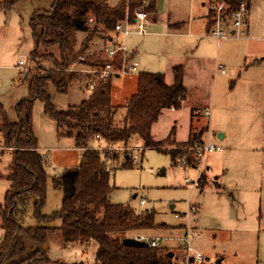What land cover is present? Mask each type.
Returning <instances> with one entry per match:
<instances>
[{"label": "rangeland", "instance_id": "1", "mask_svg": "<svg viewBox=\"0 0 264 264\" xmlns=\"http://www.w3.org/2000/svg\"><path fill=\"white\" fill-rule=\"evenodd\" d=\"M107 1L111 5L119 2ZM208 1L157 0V22L147 24L143 35L133 33L135 26L130 27L132 34L128 36L118 34L115 38L113 33L108 34L117 44L123 45L128 53L136 51L134 61L138 63L140 72L163 73L170 78V65L183 63V83L188 91V98L177 114L166 111L162 113L152 127L151 135L154 140L165 139L175 119L176 140H183L187 136L190 108L203 105L211 93V80L206 78L201 67L204 59L216 60L228 69V74L221 78L224 86L222 92L226 89L228 94L233 95L230 79H235L245 69L244 50L250 46L249 51L254 53L263 48L264 55V0L245 2L247 8L250 6L246 40L230 35L219 40L206 33L204 16L208 13L212 21L214 13L210 12L209 6L220 0ZM51 4L52 0H0V104L10 122L17 121L15 104L27 97V81L36 74V70H55L50 59L38 56L52 53L53 58L59 59L56 47L47 50V53L39 47L35 51L36 58L32 56L35 45L30 18L35 12L48 10ZM176 28L179 29L175 30ZM81 35L83 34H77L78 42L83 40ZM95 36L89 43V51L70 67L69 71L79 74L80 80L73 82L66 93L57 92L54 85L49 84L47 92L55 110L78 106L90 94L86 86L96 67L87 55L96 53V57L99 53L102 57L101 49L103 45H108L106 35L101 38ZM19 62H22L21 66ZM134 78L135 72L126 79L124 86H121L122 79L113 82L111 100L114 105H123L125 98L135 91ZM239 85L234 89L235 93L241 91L243 84L239 82ZM222 92L219 93L221 96ZM248 108L247 105L234 109L237 112H233L226 120L218 116L219 125L208 124V118L204 114L203 117L201 112L194 111L190 117L189 137L198 139L201 128L207 126L204 137L210 138L204 146L222 149L220 153L195 156L200 159L196 164L197 169L186 166L185 156L172 164L167 153L144 148L141 139L136 136L130 139L126 147L118 146L120 163L123 161V149L130 156L137 155L138 161L131 168L115 170V188L108 200L111 204L129 206L136 211L153 210L155 223L165 226L140 234L176 239L162 246L172 253L175 264H188L182 244L177 241L183 234V228L188 229L192 235V247L203 255L201 264H217L218 260H221L219 264H264V144L262 147L259 139L257 141L259 132L253 124L257 115L253 114L254 111L249 112ZM213 118L214 116L211 119ZM32 125L38 141V151L46 160L48 179L42 214L48 215L59 210L62 201V192L52 184L54 177L73 170L80 162L82 151L74 147L73 139L62 136L63 131H57L55 122L44 114V103L40 100H36L33 105ZM218 134H224L225 137L218 140ZM96 144L95 141L93 145ZM163 147L172 148L167 144ZM10 161L9 152L2 148L0 133L1 175L6 174ZM239 161L241 168L237 171ZM230 163H235V172L232 169L226 171ZM204 166L212 168V175L218 177L211 178V175L207 177L202 173V186L199 188L195 184L199 170L204 169ZM225 184L228 189L223 190ZM8 187V182L0 178V206L4 205ZM141 200L145 202L144 205H140ZM28 213L22 224L36 226L30 216V207ZM3 234L0 217V242ZM38 239V243L25 240L27 249H33L31 246L36 245L51 261L58 260L66 264H92L94 261L93 244L88 247L63 244L58 232L42 231Z\"/></svg>", "mask_w": 264, "mask_h": 264}, {"label": "trees", "instance_id": "2", "mask_svg": "<svg viewBox=\"0 0 264 264\" xmlns=\"http://www.w3.org/2000/svg\"><path fill=\"white\" fill-rule=\"evenodd\" d=\"M227 1L231 7L249 3V0ZM154 7L155 0H120L115 6L109 5L107 0H52L48 10L31 16L35 45L32 56L36 58L35 51L39 47L46 53L56 47L59 59L53 58L52 53L38 56L50 59L55 70H36L27 81L28 95L14 107L16 122L9 121L0 104L2 148L11 156L6 174H0L9 184L4 205L0 206L4 231L0 264H66L51 261L36 245L27 249L25 240L38 243L42 231L58 232L63 244L95 245L93 264H175L173 255L164 247L130 248L122 243L143 231L165 226L155 223L153 210L136 211L129 206L111 204L108 198L115 188V170L132 167L126 152L119 162L118 146L126 147L133 136L141 139L144 148L167 153L172 164L181 156H185L186 164L192 168L200 161L188 150L195 146L207 127L200 131L198 139L191 136L185 143L174 142L173 129L164 141H154L151 135V128L162 112L179 110L186 99L182 68L171 69V85L165 83L164 74L138 73L135 92L120 106L111 103L110 82H99L88 98L65 110H55L47 92L49 84H53L57 92L66 93L73 82L80 80L79 74L69 70L83 56L82 47L89 38L77 50V32L106 34L126 19L132 22L136 11L149 13ZM90 59L96 68L105 62L100 56ZM121 64L122 57L118 55L115 68L119 69ZM36 100L44 103V114L55 122L57 131H63L62 136L73 139L74 147L82 151L80 162L73 170L54 177L52 184L62 192V201L60 209L48 215L42 214L48 179L46 160L38 151L32 125ZM97 135L100 141L95 139ZM95 141L97 144L93 145ZM164 144L172 148L163 147ZM201 180L202 175L198 179L199 188ZM29 207L34 227L22 224ZM188 264L197 263L189 260Z\"/></svg>", "mask_w": 264, "mask_h": 264}, {"label": "crops", "instance_id": "3", "mask_svg": "<svg viewBox=\"0 0 264 264\" xmlns=\"http://www.w3.org/2000/svg\"><path fill=\"white\" fill-rule=\"evenodd\" d=\"M108 4L111 5L109 2H108ZM111 6H115V5H111ZM156 6H157V0H155L154 10L152 12H149V19H148V23L147 24L157 22L156 21L157 20V7ZM249 8H250V6H249ZM249 8H248V13H249ZM204 17H205V20H206V25H205L206 33L210 35L211 20H210V17L208 15V13ZM131 26H135V25L132 22H130V27ZM146 26H148V25H146ZM178 29L179 28H176L175 30H178ZM135 31H136V27H135ZM135 31L133 32L134 34H136ZM248 31H249V24H248V19H247V25H246V28H245V33L243 35H240V36H235V35H233V33H231L230 36H235L236 38H239V39L243 38V39L246 40V38L248 37ZM78 33H81L83 35H86L87 34L84 38H83V35H81L82 37H80V38L83 39L81 42H78V39H79V37L77 36ZM109 33H113L112 35H114L115 38L119 34V33L115 32L114 30L111 31V32H106V34H103L102 32H95V33H92V34L91 33L88 34V33H84V32H77L75 34V39H76V46H75V48L77 50H79L81 48V46H82L83 41L86 40L87 37H88L89 38L88 42H86V44H84V46L82 47L84 49V52H83V55H84L86 53V51H89V43L92 41L94 35H96L95 37H97V38H101V36H105V35L108 37V34ZM119 35L122 36V37H124L121 34H119ZM138 35H143V34H138ZM122 37H120L121 38V44H122ZM106 40H107L108 45H103V47L101 49L102 50V58L103 59H104L103 48L105 46H110V47L123 46V45L117 44L115 42V40L113 39L112 36H109V39H106ZM219 40H223V39H219ZM249 49H250V46H248L244 50V52H243V59H244V64H245L244 71L241 72V73L239 72V74L236 77H234L235 79H230V88L231 89L230 88L229 89L232 90L233 95H235L234 97H232L233 95H231V93L228 94L227 91H226V89H225L224 93L222 92V90L224 89V86H222L223 83L221 82V80H222L221 78L225 77L228 74V69L224 65H222L220 62H218L216 60L204 59V61H202L203 64L201 65V67L204 69L203 70V74L206 76V78L209 77L210 80H211V93H210V97L207 98V100L205 101V103L203 105H200V106H198L196 108H190L189 115H188V119H189V130H188L187 136L183 140L182 139L176 140L177 137H176V127H175V123H177V120L175 119L173 121L174 124L171 127V130L173 129V131H174L173 140H174L175 143H185V142H187L189 140V138H190L189 135H190V131H191V119H190V117L193 115L194 111H197L199 113L201 112L202 113L201 115L203 117L205 115L203 112L204 111H207L208 114L205 115V117L208 118L207 123L208 124L210 123V125H211V123H212V125L213 124L214 125H219L220 122H219V120L217 118L218 116H222L226 120V118H228V116L232 115L233 112H237V111H234V109L240 108L241 106H245L246 107L248 105L249 106L248 111L249 112L254 111L253 114H256L257 115V119L255 120V122L253 124L256 126V128L258 129L257 131L259 132V135H257V141L259 139V141L261 143V146L263 147V144H264V106H263V63H264V55H263V48L260 51H255L254 53L253 52H250ZM125 51H126V49H125ZM94 55H97V54L96 53H93V54H89L87 56L89 58H91V57H94ZM135 55H136V51L135 50H133L132 52H129V56L133 60L136 58ZM98 56H100L99 53H98ZM199 60H201V59H199ZM175 66H180L182 68V71H183V82H184V67H183V63L176 62V63H173V64L170 65V78L169 77L167 78L165 76V74H164V76H165V83L167 85H171L172 82H173L172 81L173 76H172V70L171 69L173 67H175ZM138 67L139 66H138V63H137V71L135 72V78H134L135 82H136L138 73H140V71H138ZM159 74H163V73H159ZM130 75L131 74H128V75L124 76L121 86H124L125 85V81H126V79ZM224 82L226 83L225 80H224ZM239 82H241L243 84L242 89H241L240 92L238 91L237 93H235L234 89H236V88H238V86H240L239 85ZM110 86H111V88L114 87V85L112 84V82H110ZM134 92H132V93H134ZM220 92H222L223 96H221L219 94ZM88 96L85 97V99L88 98ZM110 97H111V91H110ZM187 98H188V91H187V95H186L185 101L187 100ZM185 101L183 102L182 107H183ZM111 103H112V100H111ZM253 107H254V110L252 109ZM181 108L179 110H181ZM179 110H164V111L170 112L172 114H177V111H179ZM212 116H214L213 120L211 119ZM203 129H204V127L201 128V131ZM151 131H152V128H151ZM205 133H207V130L202 134V136L200 137V139H198V142L197 143H202L203 145L205 143H208L210 137L205 138L204 137ZM220 135H222V136H221V138L218 137V140H222L225 137L224 134H218L217 136H220ZM165 139L154 140V138H153L154 141H163ZM225 160L226 159L223 160V163L225 162ZM229 160H232V159H229ZM132 165H133V163H132ZM237 166H238L237 167V171H238L239 168H241L240 161L238 162V165ZM187 167H189V166H187ZM193 169H197V167L195 166ZM230 169H232L235 172V163H230V167L226 171L229 172ZM212 172H213L212 168L207 167V166H204V169H200L199 170V173L200 174H199L198 179L201 177V174L202 173L204 175H206L207 177H209L211 175V178L212 177L213 178H217L218 175L213 176L212 175ZM224 174H225V172H224ZM222 189L223 190L224 189H228L227 185L225 184L222 187ZM179 226H183V225H179ZM187 231H188V229L185 230L183 228V234L180 237H182ZM139 235H142V234H139ZM155 237H158V236H155ZM180 237L177 238V241L178 242H179V238ZM167 238H171V240L168 241V242H172V241H175L176 240V239H173V237H167ZM191 241H192V235H191ZM168 242H166L165 244H167ZM182 250H183V248H182ZM183 252H184V250H183ZM184 254H185V252H184ZM93 260H94V255H93Z\"/></svg>", "mask_w": 264, "mask_h": 264}, {"label": "built area", "instance_id": "4", "mask_svg": "<svg viewBox=\"0 0 264 264\" xmlns=\"http://www.w3.org/2000/svg\"><path fill=\"white\" fill-rule=\"evenodd\" d=\"M210 12L214 13L213 19L211 21L210 35L217 39H224L227 35L240 36L245 33V28L248 19V8L245 2H241L235 7H231L227 0H220L209 6ZM149 13L144 10H138L134 13L132 23L136 27V34H144L146 25L148 23ZM92 21L89 20V23ZM114 31L127 36L131 34L130 22L128 19L123 22L118 23L114 27ZM226 32V34H225ZM104 65L102 67L96 68L89 81L87 82L86 88L92 92L99 82H113L115 80H123L124 76L137 71V63L129 56L123 46L115 47H104ZM122 57V64L119 69L115 68L114 62L117 56ZM22 62H19V66ZM205 115L208 114L207 111L203 112ZM96 140L100 141V137L97 135ZM125 152V149H123ZM122 150V151H123ZM193 152L194 156L200 157L204 153H214L221 152L222 149L217 146H204L202 143H196L195 146L188 150ZM122 152V154L124 153ZM140 152V150H139ZM130 155V154H128ZM128 155H126L128 157ZM181 158V157H180ZM178 158V160L180 159ZM131 162L134 164L138 161L137 155L130 156ZM186 159V158H185ZM184 162L186 164V160ZM187 165V164H186ZM198 186V180L195 184ZM144 201H140V205H144ZM133 239L137 241L145 242L148 246L152 248L162 247L166 242L170 241L171 238L164 237H147L144 235H136ZM179 242L182 244L183 250L187 256L188 261L192 260L197 264H201L203 261V255L197 252L191 245V235L187 231L182 237L179 238Z\"/></svg>", "mask_w": 264, "mask_h": 264}, {"label": "water", "instance_id": "5", "mask_svg": "<svg viewBox=\"0 0 264 264\" xmlns=\"http://www.w3.org/2000/svg\"><path fill=\"white\" fill-rule=\"evenodd\" d=\"M222 135L218 136L219 138H221ZM123 245L125 247H130V248H146L148 245L145 242L142 241H137L135 239H131V238H126L123 240ZM170 256L172 255V253L169 254ZM221 262V260H218L216 263L219 264Z\"/></svg>", "mask_w": 264, "mask_h": 264}]
</instances>
